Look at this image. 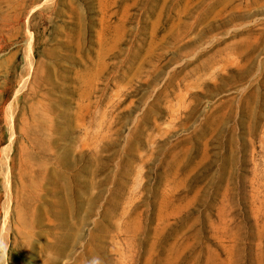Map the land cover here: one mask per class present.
Returning <instances> with one entry per match:
<instances>
[{
    "label": "rangeland",
    "instance_id": "1",
    "mask_svg": "<svg viewBox=\"0 0 264 264\" xmlns=\"http://www.w3.org/2000/svg\"><path fill=\"white\" fill-rule=\"evenodd\" d=\"M0 264H264V0H0Z\"/></svg>",
    "mask_w": 264,
    "mask_h": 264
}]
</instances>
